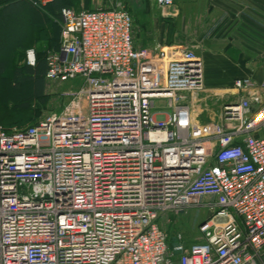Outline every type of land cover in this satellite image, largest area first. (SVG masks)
<instances>
[{
  "label": "built area",
  "instance_id": "built-area-1",
  "mask_svg": "<svg viewBox=\"0 0 264 264\" xmlns=\"http://www.w3.org/2000/svg\"><path fill=\"white\" fill-rule=\"evenodd\" d=\"M58 25L45 79L81 85L34 124L0 126V264H264V104L250 114L240 98L222 124L196 123L191 51L136 48L122 7H63ZM203 197L201 239L168 237L159 220Z\"/></svg>",
  "mask_w": 264,
  "mask_h": 264
},
{
  "label": "crops",
  "instance_id": "crops-1",
  "mask_svg": "<svg viewBox=\"0 0 264 264\" xmlns=\"http://www.w3.org/2000/svg\"><path fill=\"white\" fill-rule=\"evenodd\" d=\"M91 1L85 0L83 6L90 8ZM96 1L106 8L112 2ZM147 1L153 13L146 27L137 31L132 20L134 46L145 50L160 46L167 53L189 50L201 62L203 91L188 95L193 121L222 124V107L240 98L248 100L253 114L264 102V0H173L164 9L155 0L139 4ZM81 6L74 1L70 7L80 11ZM50 42L42 39L34 49L51 48ZM240 79H250L254 88L233 89V82Z\"/></svg>",
  "mask_w": 264,
  "mask_h": 264
},
{
  "label": "trees",
  "instance_id": "trees-1",
  "mask_svg": "<svg viewBox=\"0 0 264 264\" xmlns=\"http://www.w3.org/2000/svg\"><path fill=\"white\" fill-rule=\"evenodd\" d=\"M72 2L73 0H52L44 8H39L24 0H0V34L8 35L0 41V100L7 110L4 118L10 119L14 126H26L20 124L24 115L29 116L35 108L39 110L46 103L47 81L44 76L46 53L49 50L57 51L59 46V27L53 19L59 18L60 9L70 7ZM42 14L47 16L45 21L42 20ZM20 17H23V23H26L21 31L12 25L13 21ZM17 32H20L19 35H15ZM10 33L12 35H9ZM42 39L51 41L52 47L34 50L33 66L20 64L25 51L28 48H35ZM26 82L32 83V90L28 96H24L23 101H20L21 98L18 99L14 91ZM14 97H16L14 101H11L10 98ZM37 120L34 117L30 125Z\"/></svg>",
  "mask_w": 264,
  "mask_h": 264
},
{
  "label": "rangeland",
  "instance_id": "rangeland-1",
  "mask_svg": "<svg viewBox=\"0 0 264 264\" xmlns=\"http://www.w3.org/2000/svg\"><path fill=\"white\" fill-rule=\"evenodd\" d=\"M31 4V2L24 0ZM79 2L80 5H82L81 10H85L83 5L86 3L85 0H73ZM138 4V5H137ZM84 7V9H83ZM124 8L125 10L129 11L131 14L132 20L134 21V27L135 30L141 31L146 27L147 20L152 15L153 10L150 6V3L147 1L144 4H139V0H112L111 5L108 8ZM96 8H106L103 7L102 4H100L96 1L93 3V0L91 1L90 8L87 10H93ZM43 15V14H42ZM42 15L41 18H42ZM47 18L46 15H43V21H45ZM24 18L20 17L19 19H15L13 21L12 25H15L17 29L20 31L22 28L26 26V23H23ZM54 23L59 27L58 25V18L53 19ZM20 32H17L15 35H19ZM9 35H12L10 33ZM5 37H8L6 34H0V41L3 40ZM28 50H33L35 53L34 47L28 48L25 51V54L23 58L20 60V64L26 63V52ZM50 51V50H49ZM81 85V79L76 78L74 80L68 81L64 84H53L47 82L45 87V96H46V103L38 110L37 108L34 109V112L28 115H24V119L20 122V124L24 125H30L34 119H39L43 117L48 112L56 111L57 109L61 108L63 105H65L68 100L70 99V96L73 94L75 90H77ZM4 86V85H3ZM32 90V83L26 82L20 86L17 87L15 94L20 101H23L24 96H28L29 93H31ZM11 94H14L11 92ZM10 98V100L14 101L16 98ZM264 104V102L262 103ZM261 104V105H262ZM260 105V106H261ZM4 103L0 100V117L4 118V116L7 113V110ZM256 106V105H255ZM260 106H256L255 112L259 109ZM0 126L4 128H11L14 127L13 123L10 122L11 120L1 119ZM18 127V126H16ZM209 201V198L203 197L201 198L200 202L201 204L197 206H191L189 208H186L183 212L173 215V214H166L163 218L159 220V225L166 231L168 234V237H173L176 234H180L182 236V240L186 244H191L194 242L199 241L201 239V234L198 231L199 225L204 222L209 216L210 212L204 207L203 204ZM167 220L169 222H167Z\"/></svg>",
  "mask_w": 264,
  "mask_h": 264
},
{
  "label": "water",
  "instance_id": "water-1",
  "mask_svg": "<svg viewBox=\"0 0 264 264\" xmlns=\"http://www.w3.org/2000/svg\"><path fill=\"white\" fill-rule=\"evenodd\" d=\"M234 105H236V104L234 103Z\"/></svg>",
  "mask_w": 264,
  "mask_h": 264
}]
</instances>
